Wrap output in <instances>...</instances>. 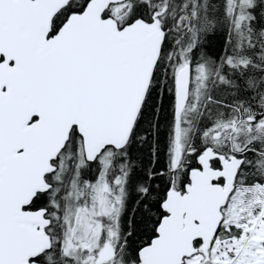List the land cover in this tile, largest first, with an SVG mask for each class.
<instances>
[{"label":"snow or ice","instance_id":"6c2138e0","mask_svg":"<svg viewBox=\"0 0 264 264\" xmlns=\"http://www.w3.org/2000/svg\"><path fill=\"white\" fill-rule=\"evenodd\" d=\"M0 264H264V0H0Z\"/></svg>","mask_w":264,"mask_h":264},{"label":"trees","instance_id":"16d2710c","mask_svg":"<svg viewBox=\"0 0 264 264\" xmlns=\"http://www.w3.org/2000/svg\"><path fill=\"white\" fill-rule=\"evenodd\" d=\"M210 47H211L212 52H218V50H219L217 41H213Z\"/></svg>","mask_w":264,"mask_h":264}]
</instances>
